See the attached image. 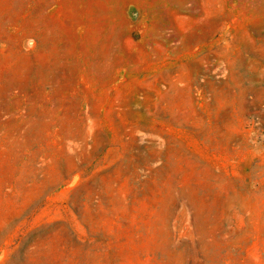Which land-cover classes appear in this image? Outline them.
Returning <instances> with one entry per match:
<instances>
[{
	"label": "rangeland",
	"instance_id": "obj_1",
	"mask_svg": "<svg viewBox=\"0 0 264 264\" xmlns=\"http://www.w3.org/2000/svg\"><path fill=\"white\" fill-rule=\"evenodd\" d=\"M0 264H264V0H0Z\"/></svg>",
	"mask_w": 264,
	"mask_h": 264
}]
</instances>
